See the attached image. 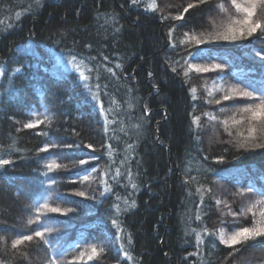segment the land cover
<instances>
[{
  "label": "trees",
  "instance_id": "obj_1",
  "mask_svg": "<svg viewBox=\"0 0 264 264\" xmlns=\"http://www.w3.org/2000/svg\"><path fill=\"white\" fill-rule=\"evenodd\" d=\"M145 3L146 0L138 5L131 0H40L42 6H38L35 0H0V67L13 75L11 87L8 76H0V148L4 149L0 158L13 161L0 168V261L4 264H45L48 258V246L42 242L39 248L33 241L18 249H12L11 242L19 235L31 234L25 230L33 214L31 204L33 200L43 203L41 196L48 187L42 174V158L52 152L62 156L58 162L69 167L48 173L57 181L54 190L65 197L50 203L75 209L67 215L47 214L54 218L52 226L57 229L49 239L53 243L59 240L67 249L61 259L70 261L77 254L69 245L79 244L84 249L97 244L103 245L105 251L87 264H264V237L228 246L201 233L204 243L197 247L191 231L204 226L218 229L221 220L226 232L250 225L251 213L233 225V217L222 216L226 210L223 204L218 207L216 200L227 201L232 211L239 213L258 197H241L238 190L250 185L264 190V149L245 151L237 146L241 139L237 132L246 136L247 126L232 127L229 135L219 122L201 115L209 112L223 120L246 102L240 98L222 100L224 93L220 92L210 97L202 85H211L220 75L225 86L241 78L264 77V66L252 51L264 47V35L249 38L251 43L196 46L211 48L219 57L216 63L227 59L231 67H226L223 74L192 72L186 78L181 71H172V66L183 63L182 58L192 50L178 41L186 32L212 31L213 21L220 24L224 17L216 7L219 0H208L187 13L184 8L197 0H156L155 10L147 9ZM181 13L183 19L173 18ZM73 56L89 79H81L68 63ZM189 60L210 62L193 61L191 57ZM18 61H23L22 71L13 74L14 67H21ZM116 64L121 67L116 68ZM106 67L116 75L107 72ZM193 86L197 89L195 100L190 92ZM93 93L98 100L93 99ZM220 108L226 111L220 112ZM39 114H46L51 122L23 128L24 123L43 119ZM193 116H201L202 127L192 123ZM49 139L61 147L38 154L37 150ZM13 140L15 150L9 152L8 145ZM89 143L94 151L86 147ZM108 144L114 149L111 158L102 147ZM89 154L97 159H89ZM218 157L223 158L222 162ZM80 159H88L89 164L73 168L72 164ZM109 167V174L100 177V170L108 171ZM117 167L122 176L113 180ZM92 168L98 169L97 179L108 181L112 189L103 196V185L79 182ZM190 177L196 180L190 181ZM132 183L137 187L133 188ZM200 185L211 189L203 201L196 191ZM80 190L87 196L74 195ZM133 202L135 207H131ZM115 204H119L121 212H116ZM198 206L201 221L196 220ZM113 218L123 229L121 240H116ZM121 244L132 260L124 257Z\"/></svg>",
  "mask_w": 264,
  "mask_h": 264
},
{
  "label": "snow or ice",
  "instance_id": "obj_2",
  "mask_svg": "<svg viewBox=\"0 0 264 264\" xmlns=\"http://www.w3.org/2000/svg\"><path fill=\"white\" fill-rule=\"evenodd\" d=\"M36 5L42 6L40 4V0H35ZM131 3L134 5H138L141 3V0H131ZM208 3V0H197V3H189L187 7L184 8L183 12L187 13L189 9L199 6L200 4ZM145 7L150 10H155L157 8L156 0H146ZM219 13L222 14L224 19L222 22L217 25L214 21L212 23L213 30L207 33H195L192 32L184 33L182 38L179 39L178 44L184 45L187 48L192 49L187 52V55L184 56L183 63L174 64L172 66V71L177 72L181 71L182 74L186 77H190V73L195 72L197 74L201 73H209V72H218L223 74L226 67H231L230 62L225 59L222 63H216L215 60L218 59L215 54H213L211 48H198L196 46L203 44H211L213 42H228V43H236V42H249V38L259 37L260 35H264V0H228L227 5L225 0H219V3L216 5ZM234 10V11H233ZM31 11V10H29ZM167 18V17H163ZM174 19L181 20L183 19V13L173 17ZM169 38H172V30H169ZM172 46L176 47L177 42L173 41ZM254 56L259 58L262 66H264V47H261L259 50L253 48ZM246 55L248 53H245ZM189 57L195 60H204L210 61L205 63H193L189 60ZM107 60V57H104ZM21 67H14L12 69L13 74H20L23 67V61H18ZM68 63L73 66V68L79 73L80 78L83 80L89 79L88 76L84 75V71L81 68V65L76 62V57H72L68 60ZM116 68H120V64L115 65ZM105 70L111 73L113 76L116 73L112 68H105ZM89 72L92 69H88ZM8 76L10 87L13 82V75L7 72L5 67H0V76ZM151 75V74H150ZM236 76V73H233ZM241 75L243 72L241 70ZM223 76H218L217 80H214L211 85L205 82L202 87L207 92L208 96H213L215 92L224 93L221 97L222 100L235 101L237 98H240L243 101L242 106L236 107V110L232 112L231 117L220 120L218 116L213 113L204 112L201 115L208 117L209 121H217L219 122L225 132H228L231 135V128L239 125H246L247 135L245 136L243 132H237V136L241 137V139L237 142V146L239 148L244 149L245 151H251L255 149H264V77L259 80H250L246 78L238 79L236 83L225 86L222 82ZM186 82H189L186 80ZM88 87V85H85ZM99 88V85L96 86ZM131 91V90H129ZM196 87L193 86L190 89V92L193 93V99L196 97ZM93 99L98 100V95L93 93ZM116 103L115 100H113ZM208 103H216L219 105L221 103L220 100H208ZM129 107L132 104L129 102ZM147 111V109H145ZM226 109L220 108V112H224ZM101 112H104V109L101 108ZM32 115L36 116L37 113H32ZM43 115V119L37 118L35 121H29L24 123L23 128L30 129L35 128L43 123L51 122L50 118L46 114ZM201 116H193L192 123L197 126V128L202 127L200 124ZM106 125L109 123L107 121V117H105ZM132 127L136 128L138 125H133ZM123 131V126L121 128ZM107 131V126L105 128ZM43 136H49L48 132L40 133ZM198 138V137H197ZM16 141L13 140L11 144L8 145V151L15 150ZM61 146L55 142L54 140L49 139L44 143L42 148L37 150V153H48L49 149H59ZM65 148H73L74 145H64ZM86 147L88 149H93L92 144H87ZM106 148L105 155L111 158L114 149L111 144L106 146H102ZM127 149L131 150L132 145H127ZM0 151H4L3 148H0ZM94 151V149H93ZM63 157L58 155L56 152L49 153L47 157H43L42 159L45 161L43 164V175L48 181V187L44 189V195L41 196V200H33L31 204V208L33 209V214L29 217L26 222V231H30L31 234L28 235H19L16 239H13L11 242L12 249H18L19 246L26 244V242L36 241L37 247H40V242L43 245L48 246L45 249L46 256L48 257L45 261V264H75V262H87L93 261L105 251L103 245L90 244L86 248L81 249L79 244L69 245L68 247L74 249L76 251V255L72 256L70 261H66L61 259V256L67 255V249L63 248L60 244V241L57 240L56 243H53L49 239V234L57 231V229L52 226L55 223L54 218H49L47 216L48 213H59L62 215H67L69 213L75 212L74 208L71 207H61V206H53V203L50 201H61L64 200L65 197L61 194H58L54 189L57 184V181L48 175L50 172H56L60 169H67L69 165L59 163L58 160ZM89 159L96 160L97 157L95 155L89 154ZM126 159V158H125ZM222 157H218L217 160L222 162ZM111 162V161H110ZM13 163L11 158H0V168H4L7 165H11ZM125 161L122 160L121 164H124ZM88 159H80L78 162L73 163V168H78L82 165H88ZM87 171V169H83ZM98 171L97 168H92L87 175H84L80 178V183L83 184L88 182L91 185L93 182L99 183L104 186L103 191H101L100 195L103 196L105 193L110 192L112 189L108 185V181L104 179H97L95 173ZM111 168H108V171L100 170V177L107 176ZM122 176L121 169L117 167L115 169L114 174L112 175L113 180H118L119 177ZM128 179L129 182L132 180V173L128 170ZM190 181H195L196 177H190ZM132 187L136 188L137 185L132 183ZM197 193L201 197V201H203L205 193H211V189L207 188L205 185H200L196 189ZM255 195L258 198L247 203L246 206L242 207L240 212H234L231 209V206L227 201H221L220 199L216 200V204L219 207L223 204L224 209L226 211H222L221 215H230L233 217L232 224L236 225L239 223L241 217H246L249 213L252 215V222L248 226L244 227H236L234 231L226 232L225 227L223 226L224 221L221 220L220 224L222 225L218 229H208L206 226L202 227L200 230L191 229L192 232L195 233V239L197 243V247L204 243L203 237L201 233L207 236L216 237L221 244L234 246L238 244H245L248 241H255L258 237H264V190H259L255 187V185H250L247 188H243L238 190L237 195L244 197L245 195ZM75 196L85 197L87 196V192L80 190L74 192ZM95 199V197H91ZM120 197L117 196V200ZM116 209V212H121V208L119 204L113 205ZM131 207H135V202L131 205ZM125 211L127 209H124ZM42 217L44 219L42 220ZM196 220L201 221L202 217L200 215L199 206L197 210ZM111 223L116 227V240L122 239L123 229L120 226V223L117 219H111ZM32 226H35V230L32 229ZM129 243H131V237H129ZM53 249L56 251L53 253ZM120 251L123 252L124 257L129 260H132L133 257L131 253L125 250L123 244L120 245ZM0 264H4L3 261H0Z\"/></svg>",
  "mask_w": 264,
  "mask_h": 264
},
{
  "label": "rangeland",
  "instance_id": "obj_3",
  "mask_svg": "<svg viewBox=\"0 0 264 264\" xmlns=\"http://www.w3.org/2000/svg\"><path fill=\"white\" fill-rule=\"evenodd\" d=\"M36 120V119H35Z\"/></svg>",
  "mask_w": 264,
  "mask_h": 264
}]
</instances>
